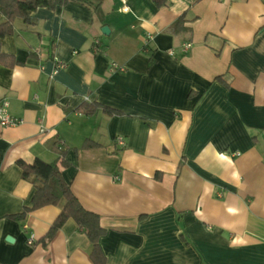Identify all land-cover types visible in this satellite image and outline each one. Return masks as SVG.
<instances>
[{"label": "crops", "instance_id": "crops-1", "mask_svg": "<svg viewBox=\"0 0 264 264\" xmlns=\"http://www.w3.org/2000/svg\"><path fill=\"white\" fill-rule=\"evenodd\" d=\"M89 1L0 40V102L22 120L0 126V264H94L73 220L45 238L60 207L9 218L35 191L18 162H55V143L105 264H264V0ZM92 103L121 115L77 111Z\"/></svg>", "mask_w": 264, "mask_h": 264}, {"label": "trees", "instance_id": "trees-1", "mask_svg": "<svg viewBox=\"0 0 264 264\" xmlns=\"http://www.w3.org/2000/svg\"><path fill=\"white\" fill-rule=\"evenodd\" d=\"M69 2L79 3L97 12L98 6L92 4L89 0H0V15L4 20L0 23V40L13 34V24L19 19L23 24H33L32 13L38 8H47L53 10L56 7H62ZM157 8L166 5L167 0H152ZM183 22L179 18L173 25L172 30ZM264 30L262 28L260 31ZM4 56L0 54V61ZM14 64V63H12ZM101 110L107 116L121 115L120 113L99 105L97 103L83 104L77 111L84 115H93ZM98 144L86 140L81 149L96 148ZM53 150L58 154L57 160L53 163H46L40 159H35L32 164L18 162L22 170V178L33 186L34 194L30 200V207H26L20 214L10 216L15 221H23L26 216L46 206L60 207L59 215L49 227L45 238L50 240L54 237L57 230L69 219L73 220L78 229L86 235L90 241L92 249L90 257L94 264H105V260L100 253L98 245L99 239L105 234V230L100 226L99 216L85 210L76 197L71 192L70 186L62 176V170L69 167L66 161V151L58 148L55 143ZM77 150H75L76 152Z\"/></svg>", "mask_w": 264, "mask_h": 264}, {"label": "built area", "instance_id": "built-area-1", "mask_svg": "<svg viewBox=\"0 0 264 264\" xmlns=\"http://www.w3.org/2000/svg\"><path fill=\"white\" fill-rule=\"evenodd\" d=\"M125 4V2H123ZM124 11H126L127 9L126 8H123ZM190 47V45H185V50L188 49ZM64 66L63 65H57L56 66V70H59V69H63ZM112 68H115V69H122V68H119L118 66H116L115 64L112 65ZM8 107H9V104L6 100H2L0 102V126L1 127H15V126H18V125H21L22 124V120L18 119V118H15V117H12L9 112H8ZM40 132H44V130L42 129ZM124 139L122 137H118L116 138V143L120 146H122V144L124 145ZM34 238L33 236H29L28 237V240H27V243L28 244H33L34 242Z\"/></svg>", "mask_w": 264, "mask_h": 264}, {"label": "water", "instance_id": "water-1", "mask_svg": "<svg viewBox=\"0 0 264 264\" xmlns=\"http://www.w3.org/2000/svg\"><path fill=\"white\" fill-rule=\"evenodd\" d=\"M102 33H103V34H107V33H108V30H107L106 27H104V28L102 29Z\"/></svg>", "mask_w": 264, "mask_h": 264}]
</instances>
